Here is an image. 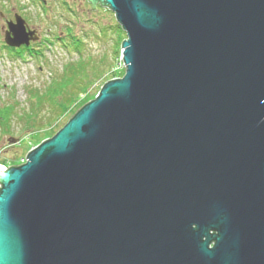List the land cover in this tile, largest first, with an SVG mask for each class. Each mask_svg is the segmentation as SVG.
<instances>
[{
    "label": "water",
    "instance_id": "95a60500",
    "mask_svg": "<svg viewBox=\"0 0 264 264\" xmlns=\"http://www.w3.org/2000/svg\"><path fill=\"white\" fill-rule=\"evenodd\" d=\"M88 1L124 73L0 166V264H264V0Z\"/></svg>",
    "mask_w": 264,
    "mask_h": 264
},
{
    "label": "rangeland",
    "instance_id": "374dc122",
    "mask_svg": "<svg viewBox=\"0 0 264 264\" xmlns=\"http://www.w3.org/2000/svg\"><path fill=\"white\" fill-rule=\"evenodd\" d=\"M91 7L88 0H0V161L6 166L22 162L31 148L64 125L78 103L97 93L117 72L124 73L119 43L125 32L115 28L118 23L110 9L99 3L96 10ZM14 15L38 37L28 46L17 47V53L3 47V29ZM79 39L81 50L77 51L70 43ZM77 57L82 58V77L93 82L86 96L81 93L80 102L55 117L56 109L44 95L45 88L55 73L74 64ZM8 119L10 130L6 131ZM10 137L20 141L12 143Z\"/></svg>",
    "mask_w": 264,
    "mask_h": 264
},
{
    "label": "trees",
    "instance_id": "16d2710c",
    "mask_svg": "<svg viewBox=\"0 0 264 264\" xmlns=\"http://www.w3.org/2000/svg\"><path fill=\"white\" fill-rule=\"evenodd\" d=\"M105 7L109 9L108 6H105ZM115 28L119 29V33L124 34L123 30L121 29L119 25H116ZM76 41L71 42L70 44L75 45L74 49H76L77 51L81 50V42L79 43L80 39L77 42ZM119 48H120V43H119ZM24 50L28 51V48H25ZM22 52L20 53V55L22 54ZM112 67H113V64L110 65L111 69ZM83 72H84V67L82 65V58L77 57L76 62L74 64L67 65V67H64L63 70L58 74L55 73V76L47 84L44 95H46L47 99H49L50 102L55 107L56 109L55 117L58 115H63L65 112L70 110V108L74 107L78 102H80L81 100L79 98H81V95H82L81 93H84L85 96L88 94L86 92H88L87 90L89 89V86L93 82V79L92 78L84 79L82 77ZM122 75L120 73L118 74L117 72V74L111 77L114 78V77L122 76ZM49 94H51V96H49ZM95 94H92L91 96H89L88 99L90 100L91 98H93ZM88 99L85 100L84 102H81L80 104L78 103L79 105L77 104L76 110L80 108L85 102H87ZM41 102L42 101H40L39 103ZM74 112L75 110L71 113V116L74 114ZM9 119H8V123H5V126H4L7 129L6 131L10 130ZM33 119H35V116ZM52 120L48 122L49 125L51 124ZM40 132H43V131H40ZM0 164L5 165L6 162L0 161Z\"/></svg>",
    "mask_w": 264,
    "mask_h": 264
},
{
    "label": "flooded vegetation",
    "instance_id": "af4514ba",
    "mask_svg": "<svg viewBox=\"0 0 264 264\" xmlns=\"http://www.w3.org/2000/svg\"><path fill=\"white\" fill-rule=\"evenodd\" d=\"M6 29V27L3 29V31Z\"/></svg>",
    "mask_w": 264,
    "mask_h": 264
},
{
    "label": "bare ground",
    "instance_id": "6f19581e",
    "mask_svg": "<svg viewBox=\"0 0 264 264\" xmlns=\"http://www.w3.org/2000/svg\"><path fill=\"white\" fill-rule=\"evenodd\" d=\"M11 166V165H10Z\"/></svg>",
    "mask_w": 264,
    "mask_h": 264
}]
</instances>
